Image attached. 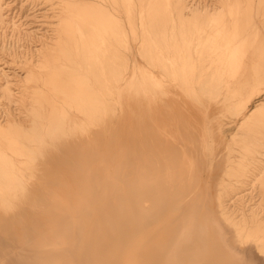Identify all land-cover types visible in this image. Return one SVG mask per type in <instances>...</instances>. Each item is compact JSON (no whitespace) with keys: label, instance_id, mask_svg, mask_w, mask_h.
Listing matches in <instances>:
<instances>
[{"label":"bare ground","instance_id":"1","mask_svg":"<svg viewBox=\"0 0 264 264\" xmlns=\"http://www.w3.org/2000/svg\"><path fill=\"white\" fill-rule=\"evenodd\" d=\"M30 1L51 33L0 0V264L264 261V209L225 199L264 194V0ZM175 83L190 117L142 110Z\"/></svg>","mask_w":264,"mask_h":264},{"label":"rangeland","instance_id":"2","mask_svg":"<svg viewBox=\"0 0 264 264\" xmlns=\"http://www.w3.org/2000/svg\"><path fill=\"white\" fill-rule=\"evenodd\" d=\"M8 1H11V3L12 4H15V5H13L12 6V8H14V12H17V11H19V8H20V6H22V4H24L23 5V9H22V11H21V15H20V17H22V19H24V17H26V15L27 14H31V13H35V14H37V15H39V19L36 21V20H31V22L33 21V25L35 24V26L36 27H34V28H37V29H39L41 32H40V34H42V32H45V31H47V32H49V33H51V28H52V25L56 22V17L55 16H53V14H54V12H55V9L53 8V5H51V4H49V3H44L43 2V4H41V3H34V2H31L30 0H8ZM199 1V0H198ZM40 4V5H39ZM35 10H37V11H35ZM58 10V9H57ZM29 11H31V12H29ZM24 12V13H23ZM18 13V12H17ZM19 14V13H18ZM17 18H19V17H17ZM136 58L138 59V61L141 63V64H144V65H147L148 63H147V61H146V59H144L141 55H140V52H138L137 51V53H136ZM11 59H9V61H10ZM0 67H5L6 68V70L7 71H9L10 73L14 70V68L15 67H17L16 65H12V67H10V66H8L7 64H2V65H0ZM17 71H19V69H17ZM159 72V71H158ZM173 88H174V91H175V93H173L174 91H170V90H173ZM168 93L166 94H158L155 98H152V97H147V96H141L140 98H141V102H143V104H144V106H141V108H142V110H144L145 109V107L146 108H151V109H154V106L155 105H159V104H163L162 102H164L165 100V107L163 106H161V105H159V107L158 106H155V109H157L156 107H158V111H156V112H158V114H155V115H157L158 117H159V112H160V116L161 115H163V116H161V118H166L165 117V114H167L166 116H169V111L168 110H170V108H172L171 107V104L169 103L170 101L171 102H173L174 101V99H173V101L170 99L171 97V95H173V97L174 98H176V97H178L180 94L182 95V97H181V95H180V97L178 98V99H181V98H185L186 99V102L183 100V99H181L182 101H184V102H182V101H180L179 100V103H178V105H176V106H179V107H181L180 108V110L182 109V106L184 107L183 109L184 110H186V111H184L183 109L181 110V111H184V112H181L182 114H184V116H185V113H187L186 114V116H188V117H190L189 116V110H187L188 109V105L186 106V104H189V100H190V102L192 101L191 99H190V97L188 96V94L183 90V88L179 85V84H171V85H169L168 86ZM179 91V94L177 95V93H178V91ZM181 92V93H180ZM175 95V96H174ZM184 95H185V97H184ZM161 96V97H160ZM139 98V99H140ZM156 98L157 99H159V100H156ZM163 98H165V100L163 99ZM177 99V98H176ZM176 99H175V101H176ZM163 100V101H162ZM167 100H169V102L167 101ZM158 101V102H157ZM161 101V102H160ZM188 101V102H187ZM147 103V104H146ZM159 103V104H158ZM182 103H185V104H183L182 105ZM170 104V105H169ZM154 105V106H153ZM168 105V106H167ZM182 105V106H181ZM148 106V107H147ZM153 106V107H152ZM170 107V108H169ZM185 107H186V109H185ZM168 108V109H167ZM154 109V110H155ZM160 109V110H159ZM161 109H162V111H161ZM176 109H178L177 107H176ZM165 110V111H164ZM171 110H173V109H171ZM170 110V111H171ZM142 112V111H141ZM156 112H152V115L154 114V113H156ZM163 112V113H162ZM165 112V113H164ZM162 113V114H161ZM174 112H171V115L173 114ZM154 116V115H153ZM145 118H146V116H145ZM144 118V116H143V122L145 121V120H147L148 121V123L147 122H144V123H146V125H148L147 126V128L148 129H151V127H153L152 126V124L153 125H155L153 122H154V120H153V122H152V124H151V122H149V120H151V119H145ZM147 118H149V117H147ZM199 118V117H198ZM141 119V120H142ZM145 119V120H144ZM167 119V118H166ZM194 119V118H193ZM181 120V119H180ZM200 121V120H199ZM143 123V124H144ZM151 125V126H150ZM141 126H142V123H141ZM182 128H183V130H185L186 128H185V126L183 127L182 126ZM185 128V129H184ZM139 129H140V127H139ZM142 132H143V130H142ZM197 142V141H196ZM221 150H220V152H223L224 151V148H220ZM201 150V149H200ZM199 150V151H200ZM198 151V152H199ZM200 158V159H199ZM198 158V161H196L197 162V167H198V162H200V165L199 166H201V165H203L204 167H198L200 170H202L201 171V173H199V179H198V181H199V183H197L198 185L197 186H199V187H197L196 186V191L194 190V191H192L190 194H194V193H197L198 192V190L200 189V187L202 186V188L204 187V188H207V189H209L210 190V192H212V194H213V196L218 192L217 191V188H218V186H219V183H221V180L224 178V177H228L227 175H225V171H226V169H227V166H226V162H225V160H222L223 162H225L224 164H223V162L222 161H219L218 163L216 162V164H214L213 165V167H211V166H209L208 167V161H207V163H204V159H203V164H201L202 163V159H201V157H199ZM220 158V157H219ZM223 159V158H222ZM200 160V161H199ZM222 163V164H221ZM222 166H221V165ZM216 165H217V167H216ZM225 165V166H224ZM219 166H221V167H225V169H223L222 168V170H221V167H219ZM197 168V169H198ZM202 168H206V169H202ZM211 169V172H210V169ZM220 170H219V169ZM198 169V170H199ZM216 169V170H215ZM215 170V171H214ZM218 170H219V172H221V173H219L218 172ZM206 171L208 172L207 174H206ZM214 172V173H213ZM211 173V174H210ZM216 173V174H215ZM200 174H203L202 175V177H201V175ZM208 174H209V176H208ZM214 174V175H213ZM212 175V176H211ZM217 175V176H216ZM221 175V176H220ZM209 178H208V177ZM216 176V177H215ZM221 177V178H219V177ZM212 177V178H211ZM252 177H254V175L252 176V174H249V176L246 178H244L243 180H242V182L239 184V188L237 189V190H235V189H233L231 192H229V193H227V194H225L226 196H225V199H226V202L227 203H230V204H232V206H233V208L236 210V212H238V213H241L242 211H246V212H249V211H251L253 208L254 209H256L257 211H260V210H263L264 209V194H263V191L261 190V188L258 186L257 187V185H256V183H255V180H253L252 181ZM219 179V181H218V179ZM205 179V180H204ZM207 179V180H206ZM211 181H210V180ZM226 179V178H225ZM202 180V181H201ZM203 180H204V182H203ZM197 181V182H198ZM213 181H216L217 183H218V185H217V183L216 182H213ZM207 182V183H206ZM201 183V184H200ZM213 183V184H212ZM202 184H204V185H202ZM212 184V185H211ZM206 185V186H205ZM213 187V189H212V187ZM215 186V187H214ZM217 187V188H216ZM212 190V191H211ZM213 190H214V192H213ZM260 209V210H259ZM260 212H262V213H264V210L263 211H260ZM255 260H257L256 258H255ZM263 259H260V257L258 258V260L256 261V263L258 264H263L264 263V261H262ZM262 262V263H261ZM245 264H248V263H245ZM251 264V263H250Z\"/></svg>","mask_w":264,"mask_h":264}]
</instances>
